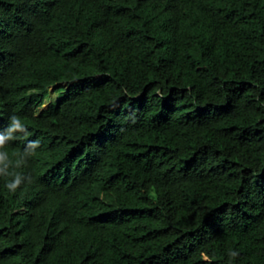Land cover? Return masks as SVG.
I'll return each instance as SVG.
<instances>
[{
    "label": "trees",
    "instance_id": "trees-1",
    "mask_svg": "<svg viewBox=\"0 0 264 264\" xmlns=\"http://www.w3.org/2000/svg\"><path fill=\"white\" fill-rule=\"evenodd\" d=\"M0 264H264V0H0Z\"/></svg>",
    "mask_w": 264,
    "mask_h": 264
},
{
    "label": "rangeland",
    "instance_id": "rangeland-1",
    "mask_svg": "<svg viewBox=\"0 0 264 264\" xmlns=\"http://www.w3.org/2000/svg\"><path fill=\"white\" fill-rule=\"evenodd\" d=\"M54 89L55 88L52 87V97L48 100V102L44 106L43 110L48 109L50 107V105L52 104V102L55 101L57 99V97L59 96V94H57Z\"/></svg>",
    "mask_w": 264,
    "mask_h": 264
},
{
    "label": "clouds",
    "instance_id": "clouds-1",
    "mask_svg": "<svg viewBox=\"0 0 264 264\" xmlns=\"http://www.w3.org/2000/svg\"><path fill=\"white\" fill-rule=\"evenodd\" d=\"M14 127H20V124L19 123H16L15 125H14ZM20 183V178L19 177H17L16 179H15V181H13L10 185H9V187H11V188H14L17 184H19Z\"/></svg>",
    "mask_w": 264,
    "mask_h": 264
}]
</instances>
